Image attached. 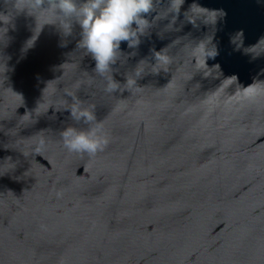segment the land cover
Wrapping results in <instances>:
<instances>
[{"label":"water","instance_id":"obj_1","mask_svg":"<svg viewBox=\"0 0 264 264\" xmlns=\"http://www.w3.org/2000/svg\"><path fill=\"white\" fill-rule=\"evenodd\" d=\"M52 3L0 0V264H264V0H154L105 76ZM75 103L94 156L63 146Z\"/></svg>","mask_w":264,"mask_h":264},{"label":"clouds","instance_id":"obj_2","mask_svg":"<svg viewBox=\"0 0 264 264\" xmlns=\"http://www.w3.org/2000/svg\"><path fill=\"white\" fill-rule=\"evenodd\" d=\"M178 5L177 11L183 0H171ZM35 5L41 7L42 0H33ZM54 14L60 20L66 33L72 29L71 18H75L82 31L80 46L91 54L95 61V72L105 76L115 64L122 41H127L129 46H136L140 36L150 28V21L145 14L154 10V0H53L50 5ZM59 10V11H57ZM33 41L29 40L25 48L31 47ZM205 60L215 57L214 53L201 49ZM170 63V57L162 51L155 52V63L152 64L154 72L166 70L165 65ZM159 65V67H157ZM143 74L139 65L135 69V76H127L125 89L137 87V78ZM106 91L120 90L121 83L111 74ZM252 85L248 88L251 89ZM71 94V93H69ZM70 109L71 117L82 122L88 127L77 128L67 126L60 131L63 146L74 153L94 156L102 151L110 142V137L102 122L97 121L95 106L84 107L75 103ZM40 145L45 143L42 138ZM40 150L39 147L36 149Z\"/></svg>","mask_w":264,"mask_h":264}]
</instances>
